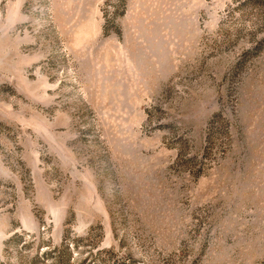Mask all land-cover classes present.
<instances>
[{
	"label": "rangeland",
	"instance_id": "374dc122",
	"mask_svg": "<svg viewBox=\"0 0 264 264\" xmlns=\"http://www.w3.org/2000/svg\"><path fill=\"white\" fill-rule=\"evenodd\" d=\"M0 264H264V0H0Z\"/></svg>",
	"mask_w": 264,
	"mask_h": 264
}]
</instances>
